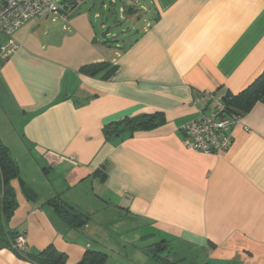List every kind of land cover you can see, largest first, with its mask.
I'll use <instances>...</instances> for the list:
<instances>
[{"label":"crops","instance_id":"0c3cea01","mask_svg":"<svg viewBox=\"0 0 264 264\" xmlns=\"http://www.w3.org/2000/svg\"><path fill=\"white\" fill-rule=\"evenodd\" d=\"M139 2L120 9L138 23L122 41L99 39L98 14L63 12L27 22L18 51L0 58V141L19 165L7 228L31 254L4 242L0 264H37L47 249L69 264L89 250L106 264H264V102L225 153L188 149L182 133L205 108L200 93L238 96L263 75L264 0ZM104 62L116 72L84 70ZM157 112L156 128L105 134ZM57 201L87 224L65 223Z\"/></svg>","mask_w":264,"mask_h":264},{"label":"built area","instance_id":"2783aa9c","mask_svg":"<svg viewBox=\"0 0 264 264\" xmlns=\"http://www.w3.org/2000/svg\"><path fill=\"white\" fill-rule=\"evenodd\" d=\"M61 2L63 0H0V35L7 38L6 44L0 48L1 60H8L18 51L14 35L27 22L69 12V6L63 8ZM77 5H80L79 1ZM196 102L204 104L205 108L183 126L184 145L206 155L225 153L234 142V129L242 124L243 115L229 111L223 97L214 92L200 93ZM12 249L20 253L28 252L24 233L17 235Z\"/></svg>","mask_w":264,"mask_h":264},{"label":"trees","instance_id":"16d2710c","mask_svg":"<svg viewBox=\"0 0 264 264\" xmlns=\"http://www.w3.org/2000/svg\"><path fill=\"white\" fill-rule=\"evenodd\" d=\"M66 1V0H64ZM84 70L90 75H97L106 70V76L116 72L117 67L109 63L90 64L84 67ZM223 100L229 111L243 115L249 111L256 102H264V73L263 75L244 93L238 96H224ZM165 122L162 112L154 114H144L139 117L126 118L109 124L105 127L106 136L122 137L125 135L133 136L135 133L143 130L156 128ZM19 175V165L10 155L9 149L0 141V244L4 243L12 249V243L15 241L19 232L8 230V221L15 209L14 190L12 181ZM56 211L60 218L67 224L75 227H82L87 224L89 218L83 213L77 211L63 201H57ZM9 241L6 242L5 238ZM13 250V249H12ZM25 257H30L27 253H20ZM37 264H69L64 253L54 249H47L43 253L32 257ZM107 255L101 251L89 250L85 253L82 261L77 264H106Z\"/></svg>","mask_w":264,"mask_h":264},{"label":"rangeland","instance_id":"374dc122","mask_svg":"<svg viewBox=\"0 0 264 264\" xmlns=\"http://www.w3.org/2000/svg\"><path fill=\"white\" fill-rule=\"evenodd\" d=\"M78 1L79 0H63V2H61V6L63 8L69 6V13H90L92 18L98 14V20L94 18V20L98 23V36L100 40L106 42L107 44H113L116 40L122 41L125 36L129 34L130 29L133 26L138 25L136 22L132 26L128 19L126 21L125 19H122L123 17L120 18V9L121 7H125L124 14L127 15L131 9L137 8L136 4L137 6L140 5L141 2H139V0H81L82 4L77 5ZM139 10L141 9L139 8ZM139 15L141 17L143 16L141 19L142 21L145 17V13L140 11ZM103 22L108 23V25L104 30H101V23ZM141 27L142 24L139 25V28ZM109 28H111V31L107 37H105L104 35H106L105 33ZM158 252H161V248L158 249Z\"/></svg>","mask_w":264,"mask_h":264},{"label":"water","instance_id":"95a60500","mask_svg":"<svg viewBox=\"0 0 264 264\" xmlns=\"http://www.w3.org/2000/svg\"><path fill=\"white\" fill-rule=\"evenodd\" d=\"M110 33V28L109 29H107V31H106V35H104L105 37H107V35Z\"/></svg>","mask_w":264,"mask_h":264}]
</instances>
